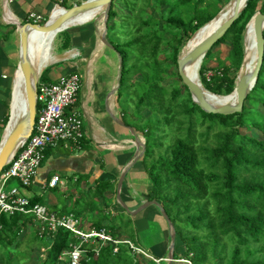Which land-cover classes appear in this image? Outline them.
Here are the masks:
<instances>
[{"label":"trees","instance_id":"16d2710c","mask_svg":"<svg viewBox=\"0 0 264 264\" xmlns=\"http://www.w3.org/2000/svg\"><path fill=\"white\" fill-rule=\"evenodd\" d=\"M216 1L112 0L107 39L122 60L115 102L125 126L144 139L145 151L136 165L147 182L145 199L159 202L174 226V260L188 258L192 264H264V53L242 112L228 116L203 112L181 84L178 73L170 72L173 67L177 69V58L186 42L224 7ZM61 4L65 8L72 6L67 5V0ZM256 12L264 13V0H248L240 17L203 58L198 79L210 93L221 97L233 92L244 58L245 26ZM3 29L8 31L0 34V42L9 40L15 26L0 25V31ZM56 37L61 40V51L70 47L67 30ZM225 43L230 44L228 56L207 76L205 61L212 59L214 47ZM47 70L42 71L39 81ZM168 79L172 81L167 83ZM6 109L8 105L4 103L2 129L9 118ZM252 128L261 133L262 139L243 132ZM211 133V146L197 145L195 137L207 142ZM106 191L115 194L114 184L96 182L94 191L88 189L83 198L73 200L70 211L59 201L58 206L47 209L48 213L89 216L96 230L105 227L113 238L125 237L141 248L134 217L117 203L119 215L103 226L107 216L102 215L96 200L105 199ZM30 202L35 204L36 199ZM95 212L97 217H93ZM34 225L38 223L30 215L0 214V264H25L22 260L30 256L33 247L45 250L39 264H61V254L77 242L64 228L53 234L46 228H36L28 236L22 235ZM22 244L27 250H19ZM87 256L88 260L84 258L81 264H143L144 259L124 243L113 253L110 242L100 247L96 258L89 247Z\"/></svg>","mask_w":264,"mask_h":264},{"label":"crops","instance_id":"0c3cea01","mask_svg":"<svg viewBox=\"0 0 264 264\" xmlns=\"http://www.w3.org/2000/svg\"><path fill=\"white\" fill-rule=\"evenodd\" d=\"M54 1L56 0H12L9 7L6 5V9L11 18L26 22L29 19V14L32 13L42 18L49 12L51 14L55 7H59ZM61 1L59 0V2ZM68 2L72 5L77 3L74 0H67ZM0 11L2 12L1 2ZM3 11L5 12V10ZM4 12L1 18L5 23H8ZM99 21H90L68 29L67 33L71 39L70 47L65 51H61L59 47L60 52L57 55L61 58L45 67L48 70L43 76L42 82L44 83L56 82L60 77L69 74H77L80 77L81 84L75 101L67 108L66 112L73 111L79 115L83 134L80 149H76L66 142H60L56 147L47 148L33 185L28 189H21V192L30 200L36 199V203L47 209L58 206L59 201H62L69 211L73 206V200L83 198L82 196L87 193L88 189L94 191L95 184L99 181H109L114 184L116 194L118 177L136 152V146L123 143L133 140L129 131L116 124L110 117V114H113L120 118L115 102L116 93L109 96L116 85L117 63L107 48L99 41L98 32L101 30V26L98 25ZM5 23L0 20V25L5 26ZM5 31L8 29L1 30L0 34L2 35ZM13 34L9 40L0 42V94L4 89V79L7 76L5 70L8 67L11 69L12 66L11 59L13 58L7 50V45L13 38ZM16 72L15 69L12 78ZM3 109L4 103L0 96V121ZM136 163L126 174L121 188V195L130 210L136 209L146 200L144 194L147 190V182L141 167ZM53 175H58L60 182L51 187L48 183ZM115 194L106 191L105 199L96 200L99 209L103 211L102 215L107 216L103 226H106L112 217L119 215L120 211L115 206L117 203ZM93 217H97L96 212ZM78 220L82 231L87 232L94 228L89 216L78 218ZM133 221L134 231L141 238L151 235L155 240V245L141 248L152 258L153 256L165 258L169 245L168 229L157 209L154 206H149L134 216ZM36 228H39L38 225L28 226L22 235L28 236L32 229ZM102 229L111 235L108 229L105 227ZM114 239L126 240L125 237ZM22 245H24L23 250H27L26 245ZM105 245L90 241L83 248L87 251L91 247L93 252ZM44 253L43 248L33 247L30 256L23 258L22 262L30 264L37 256V264H39V260L44 259ZM94 258L96 257L94 256Z\"/></svg>","mask_w":264,"mask_h":264},{"label":"water","instance_id":"95a60500","mask_svg":"<svg viewBox=\"0 0 264 264\" xmlns=\"http://www.w3.org/2000/svg\"><path fill=\"white\" fill-rule=\"evenodd\" d=\"M231 2H232V12L231 15L228 17V19L225 20L223 24H221L207 38H205L203 41H201L199 44L193 47L186 55L178 56L177 58V73L181 79L182 85L187 87L191 95L192 101L205 113L220 114L224 116L242 112L245 100L247 99L248 94L254 87L256 80L258 78L259 70L263 60V53H264V36H263L264 13L256 12L253 15V17L250 19V21L253 20V33L255 38V51H256L255 66L253 70L251 72L242 74L240 73V69H241L240 67L238 75L236 77L235 88L233 92L229 95L221 96L224 99H228L232 94H234L235 102L233 104L224 103L221 104L220 106H215L209 103L204 96L200 84L186 74V67L189 64H192L196 61H200L202 63V60L205 57L206 53L225 34V32L232 25V23L240 17V15L242 14L243 10L245 9L248 3V0H231ZM111 3L112 0H85L80 2L79 4H73L69 8L62 7L63 12H61L53 20H50L51 14H49L48 19L44 24L33 23V22L22 23L19 20L17 22L8 23L16 26L15 32L17 31L19 34L20 57L17 64V68L20 69L23 76V92L26 103V110L21 116H17L16 119L13 120L5 139L0 141V172L8 164L10 159L16 154V152L21 147V145L30 137L35 123L36 85L42 72L40 74H37L33 70V67L31 65L30 56H29L30 47H29L28 30L31 28L39 32H48L53 35H56L58 33L67 30V27H69L68 26L69 22L73 18L78 17L79 15L85 13L93 14L94 17L92 18L102 21L103 24L102 31L98 32V38L100 43L105 48L114 51V47L110 44V42L107 39V17ZM215 17L212 20H214ZM92 18L87 19L86 21L78 25L88 23L92 20ZM115 54L118 60L116 85L113 88V90L110 92L109 96L117 92L121 80L122 60L118 53ZM214 96L220 97L218 95H214ZM110 117L113 119V121L116 124H118L123 128H126L129 131L136 146V152L132 160H130V162L123 168V170L121 171L118 177V181L116 184V194H115L116 202L124 210V212L130 215L131 217L138 215L140 212H142L149 206H154L158 210L160 216L166 222L168 229V236H169V245L164 262L165 264H173V262H175L174 249H175L176 233L174 226L170 221L168 215L166 214L163 206L156 200H145L136 209L130 210L121 197V188L123 185V181L126 177V174L130 170V168L140 160V158L142 157L145 151L144 139L141 140V137L133 130V128L125 126V124L120 118L116 117L113 114H110ZM10 122H11V114L9 115L6 127L10 124Z\"/></svg>","mask_w":264,"mask_h":264},{"label":"built area","instance_id":"2783aa9c","mask_svg":"<svg viewBox=\"0 0 264 264\" xmlns=\"http://www.w3.org/2000/svg\"><path fill=\"white\" fill-rule=\"evenodd\" d=\"M0 2L2 9L3 4L9 7L12 0H0ZM29 19L33 23L40 24L43 18L32 13L29 14ZM80 84L81 80L77 74L62 76L53 83H44L38 80L36 116L32 134L0 172V214L30 215L34 217L40 230L46 228L51 234L55 233L58 228L68 230L77 242L70 245L69 249L61 254L59 257L61 264H81L84 258L88 260L87 251L83 247L90 241L102 244L112 243L113 253L117 252L119 244L124 243L135 255L150 258L159 264L165 259L155 260L129 240L114 239L105 229L96 230L93 228L84 232L80 229L78 218L73 214L61 216L49 214L45 206L38 203L31 204V200L21 192V189H28L33 185L47 148L56 147L60 142H66L76 149L81 148L82 121L76 112H66L67 108L74 103ZM11 180H17L18 186L7 187ZM59 182L60 177L53 175L48 185L53 187ZM93 253L97 257L99 249L94 250ZM175 261L192 264L188 258Z\"/></svg>","mask_w":264,"mask_h":264},{"label":"bare ground","instance_id":"6f19581e","mask_svg":"<svg viewBox=\"0 0 264 264\" xmlns=\"http://www.w3.org/2000/svg\"><path fill=\"white\" fill-rule=\"evenodd\" d=\"M3 10H5L4 15L5 19L8 21V23L11 22H17L14 18H11L10 15H8V11L6 9V4H3ZM7 12V13H6ZM61 12H63L62 7H55L52 10L51 18L50 20L55 19ZM232 12V2L231 0L229 3H227L220 11L219 14L215 17L214 20L209 22L207 25L202 27L200 30H198L186 43L185 46L181 49V52L179 53V56L186 55L193 47H195L197 44H199L201 41H203L205 38H207L212 32H214L225 20L228 19V17L231 15ZM94 17L93 14H81L78 17L73 18L69 22V27H67V30L70 28H73L77 26L78 24L86 21L87 19H90ZM13 20V21H10ZM95 18H92L91 21H94ZM98 25L101 26V30L103 29L102 21H99ZM29 56H30V62L33 67V70L40 74L45 67H47L49 64L58 61L61 57H51L49 55L50 53V47L53 40V37L55 35L48 33V32H39L34 29H29ZM57 35V34H56ZM13 40H15L14 49L8 44L7 50L11 54V56H16L17 62L19 61L20 52H19V34L16 31L13 35ZM244 58L241 65L240 73H248L251 72L255 66V57H256V51H255V38L253 33V20H251L245 30H244ZM200 61H196L192 64H189L186 67V74L195 80L197 83L200 84L198 80V67H200ZM18 64V63H17ZM18 71L16 72L14 79H13V85H12V98L9 108V115L11 114V122L10 124L4 128L1 140H4L10 126L14 119H16L17 116H21L25 110H26V103L24 98V92H23V76L19 68H17ZM204 96L207 99V101L215 106H220L221 104L228 103L233 104L235 102V95L232 94L228 99H224L222 97H216L215 94L210 93L207 91L201 84H200ZM0 140V141H1ZM141 140H143L141 138ZM123 143H129L131 145L135 146L134 140L131 141H125Z\"/></svg>","mask_w":264,"mask_h":264},{"label":"rangeland","instance_id":"374dc122","mask_svg":"<svg viewBox=\"0 0 264 264\" xmlns=\"http://www.w3.org/2000/svg\"><path fill=\"white\" fill-rule=\"evenodd\" d=\"M74 1H77V2H82V1H85V0H74ZM230 0H217L216 1V4L219 6V7H223L225 6L227 3H229ZM56 3V5H58L59 7H62L61 5V2H59V0H56L54 1ZM76 3V2H75ZM67 5H72V4H69V2L67 3ZM119 6L117 9L119 10V13L120 12V5H117ZM54 7V6H53ZM52 7V8H53ZM51 8V9H52ZM4 12V11H3ZM7 13V12H6ZM50 12L48 13L47 16H44V18L42 19V22H46L47 19H48V16H49ZM2 12L0 11V20L1 22L5 23L4 21H2ZM95 20H98V19H95ZM10 21H13V20H10ZM42 22L40 24H42ZM22 23H25V22H22ZM6 25H11V24H8V23H5ZM100 24V23H98ZM14 26V25H13ZM15 30H16V26H15ZM15 34V32H14ZM13 34V35H14ZM57 35H55L53 37V40H52V43H51V47H50V53L49 55L51 57H60L59 55H57L59 52H60V43H61V40L59 37H56ZM168 37V35H167ZM244 39V37H243ZM189 41V40H188ZM187 41V42H188ZM186 42V43H187ZM244 42V40H243ZM10 44V46L14 49V45H15V40L11 39V41L8 43ZM186 45V44H185ZM184 45V46H185ZM8 46V45H7ZM243 47H244V43H243ZM183 48V47H182ZM229 50H230V44L229 43H225V44H221V45H218L216 47L213 48V57L212 59L210 60H206L205 63H204V66L207 70L206 72V75L209 76L211 75L212 73V70L217 68L218 67V64L219 62H224L225 61V58L228 56V53H229ZM107 51L113 56V59L115 60L116 63H118V60H117V57H116V54L114 51L110 50L107 48ZM181 52V51H180ZM13 59H11V63H12V66H11V69L8 67L5 71H6V78L4 79V89L1 91L2 94H0V96L2 97V103H5L8 105V109H6L8 112H9V108H10V103H11V98H12V85H13V79L14 78H11L12 76V73L13 71L16 69V71H18L17 69V60H16V56H15V53L14 55L12 56ZM201 64V63H200ZM225 64H227V62H225ZM201 67V65H199ZM200 67H198V70H200ZM170 72H177V69L176 68H172ZM199 77V75H198ZM135 79H138V76L135 77ZM200 80V79H198ZM172 80L171 79H168L167 80V83L171 82ZM200 82V81H199ZM182 84V83H181ZM201 84V83H200ZM260 109V108H259ZM4 110V109H3ZM5 110V111H6ZM3 116V115H2ZM2 117H1V121H0V140H1V135H2V132L4 129H2L3 127V122H2ZM2 129V130H1ZM244 133H247L249 134L250 136L252 137H255L257 139H262V135L259 131H257L256 129L252 128L250 130H244L243 131ZM141 138L142 136L139 135ZM196 138V142H197V145L198 146H201V145H206V146H211V138H212V133L210 134L209 138L207 139V142L205 141L204 138H200L199 136L195 137ZM143 139V138H142ZM11 186H18V182L17 180H11L8 184H7V187H11ZM72 204V202L70 203V205ZM71 207V206H70ZM71 209V208H70ZM70 211V210H69ZM164 220V219H163ZM88 223V222H87ZM167 226V225H166ZM138 237V240H139V244L141 247L143 248H148L150 245H155V240L154 238H152V236L150 235L149 237L147 238H141L138 234L136 235ZM24 249V245H21L19 250H23ZM142 258L144 259H141L142 260V263L143 264H151V262H153L154 264H157L155 261L151 260L150 258H147V257H144L142 256ZM166 258V257H165ZM164 258V259H165ZM38 261H37V256L35 259H33L30 264H37Z\"/></svg>","mask_w":264,"mask_h":264}]
</instances>
